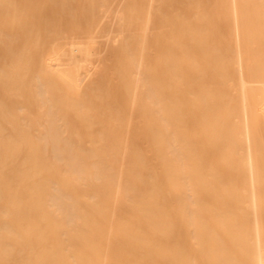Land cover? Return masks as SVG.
I'll list each match as a JSON object with an SVG mask.
<instances>
[{"label":"bare ground","instance_id":"bare-ground-1","mask_svg":"<svg viewBox=\"0 0 264 264\" xmlns=\"http://www.w3.org/2000/svg\"><path fill=\"white\" fill-rule=\"evenodd\" d=\"M52 4L0 0V264H264V0Z\"/></svg>","mask_w":264,"mask_h":264},{"label":"rangeland","instance_id":"rangeland-1","mask_svg":"<svg viewBox=\"0 0 264 264\" xmlns=\"http://www.w3.org/2000/svg\"><path fill=\"white\" fill-rule=\"evenodd\" d=\"M43 1L46 2V5H48V7H51V9L54 7L52 4L54 0H43ZM59 1L67 4L68 7L70 6L73 9H78L80 12L77 13L76 16L85 18L89 16V14L86 12V9H88L89 3L92 2L93 0H59ZM130 1L140 2L141 0H130Z\"/></svg>","mask_w":264,"mask_h":264}]
</instances>
